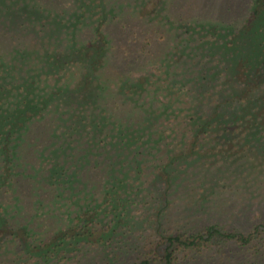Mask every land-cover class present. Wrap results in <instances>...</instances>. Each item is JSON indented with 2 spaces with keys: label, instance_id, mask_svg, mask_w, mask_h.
I'll list each match as a JSON object with an SVG mask.
<instances>
[{
  "label": "trees",
  "instance_id": "obj_1",
  "mask_svg": "<svg viewBox=\"0 0 264 264\" xmlns=\"http://www.w3.org/2000/svg\"><path fill=\"white\" fill-rule=\"evenodd\" d=\"M117 3L76 0L59 10L40 0H0L8 12L0 14V25L14 46L9 55L0 52V256L20 246V255L32 254L33 264H190L229 243L259 247L264 220L244 232L217 224L187 230L168 219L172 207L183 214V202L196 189L197 166L214 158L216 163L220 155L231 168H248L253 153L264 158V0H252L239 25L202 26L218 37L210 44L211 57L221 53L228 60L213 67L201 63L203 77H197L190 101L161 97L150 104L142 99L153 93L151 82L160 85L159 74L123 76L120 92L109 86L115 79L106 76L108 38L128 4ZM44 40L45 53L36 62L35 45ZM47 62L51 71H44ZM77 70V85L64 82ZM52 105L54 142L43 149L42 160L53 165L31 177L23 151L32 124L44 120ZM94 138L99 148L92 154ZM206 148L209 157L200 153ZM93 158L96 164L89 167ZM98 163L107 169L104 184L91 174ZM32 181L26 208L21 183Z\"/></svg>",
  "mask_w": 264,
  "mask_h": 264
},
{
  "label": "rangeland",
  "instance_id": "obj_2",
  "mask_svg": "<svg viewBox=\"0 0 264 264\" xmlns=\"http://www.w3.org/2000/svg\"><path fill=\"white\" fill-rule=\"evenodd\" d=\"M40 1L48 4V6L51 5L50 7L52 8L64 10L70 9L76 0ZM114 1L120 2L117 4L124 7L131 0ZM164 3L166 5L165 10L162 6ZM131 4L133 3H128L122 9L125 17L119 18L117 24L111 26V35L107 43L110 56L107 58L106 76L115 79L109 85L110 88L117 86L116 88L120 92V82L122 79L124 80L123 76L134 79L146 75H161L159 77L161 80L160 85L163 86L162 89L160 85L154 86L151 82L153 93H149L143 99L141 98L143 103L150 104L154 98L161 97H164L166 102L169 101L170 97L180 99L186 96L188 97H184L186 100H191L192 95L194 96L198 90L195 84L197 77H203V74L200 73L201 63H209L213 67L220 64V62L228 60V57L224 60L221 53L220 55L217 54L218 51L215 53L217 55L211 57L212 53H208L209 49H211L210 44L212 42L218 43V37L213 35L212 30L202 29V26H207V24L214 22L220 25L234 22H237L238 25L241 24L249 15L252 0H146L142 4L140 0V5L138 4V6H130ZM7 13L5 10L2 11L0 9V14L4 15ZM179 23L182 25L179 26ZM2 26L0 25V52L3 51L9 55L14 52L13 38H8L5 35V29ZM92 34L93 32L90 35L94 39L95 36ZM90 35H87L86 38H89ZM79 37L84 38L82 33H79ZM46 43L47 41L44 40L42 46V42L38 41L37 45H35L34 49L39 54L34 52L32 57L36 62L42 60L41 55L45 53L43 49ZM206 43H209V46L202 48L203 44ZM24 44L25 42L21 43V45ZM17 45L16 43L15 46ZM41 47L43 49L40 51ZM215 47L217 48L218 46ZM199 48L202 50H197ZM219 52L223 53L221 50ZM206 56H210V58H206ZM58 61L60 59L56 58V62ZM229 61L231 62V60ZM50 67L47 62L44 71H51ZM202 69H204V66ZM80 75V71L77 70L74 75L68 74L64 78V82L71 86L77 85ZM207 75L211 78L213 76V74ZM69 77L74 81H70ZM92 86L95 87L90 85L91 88H89L92 89ZM120 97L122 96L120 95ZM124 97H122L123 100H128V98ZM61 103L62 107H64V103ZM55 107L52 105L49 111L50 114L48 112L44 120H35L32 124V134L28 139V144L25 145L22 155L26 159V169L31 177H37V173H42L44 168H51L53 165V161L45 165L42 160V154L44 148L47 151L48 148L52 149L54 142L52 140V128L54 127L52 119L57 113ZM174 107L178 109V105ZM180 107L185 109L187 104L180 105L179 109ZM77 121L80 123V119ZM81 125L83 126V123ZM95 139L93 143L95 144V150H91L92 154L96 153L99 148L95 143ZM208 152L212 153L211 149L207 150L206 148L200 151L201 155H204H202L203 157L206 155V157H209L208 155L211 154ZM250 157L252 159L247 163L249 164L248 168L246 166L231 168V164L222 162L224 160L222 155H220L221 159L216 163L214 158L208 166L206 164L197 166L195 169L197 179L194 182L196 189L189 197V201L183 202L182 215L178 214V210L176 211L175 209L176 206L172 207L168 219L169 224L183 225L184 229L197 231L212 224H217L228 230L251 231L257 223L264 220V158L254 153L250 154ZM161 160L159 156L152 163L153 167L155 164L160 163ZM88 163L89 167H92V165L96 164V161L93 158ZM99 163L97 165L101 164ZM143 163L149 164L150 160ZM212 163L217 165L211 167L210 164ZM152 172H155V170L152 169ZM92 173L95 179L104 184L108 175L105 164L103 166L100 165L98 169L92 170ZM87 177L84 179L86 182ZM88 184L92 185V183ZM88 186H83L82 195L85 194ZM222 186H226L228 189H223ZM20 190L25 197L23 199L25 202L22 205L28 208L30 206L29 201L35 190L33 189V181L28 184L21 183ZM137 241L138 239L136 238L133 242ZM31 242L37 243V240L35 242V236L31 238ZM258 243L259 247L257 248H243L235 243L225 244L221 249L222 252H218L217 248H213L206 255L198 257L197 261L189 263L264 264V240H259ZM12 244H14V241ZM16 248L17 252L7 251L1 254L3 256H0V264H33L32 254L20 255L22 253L19 249L20 246H16ZM87 262V260L85 262L67 260L65 264H86ZM89 264L99 263L94 259Z\"/></svg>",
  "mask_w": 264,
  "mask_h": 264
}]
</instances>
